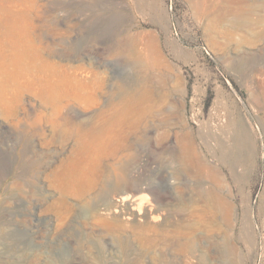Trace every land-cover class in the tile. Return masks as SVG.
Here are the masks:
<instances>
[{
  "label": "rangeland",
  "instance_id": "1",
  "mask_svg": "<svg viewBox=\"0 0 264 264\" xmlns=\"http://www.w3.org/2000/svg\"><path fill=\"white\" fill-rule=\"evenodd\" d=\"M0 237V264H264V0H0Z\"/></svg>",
  "mask_w": 264,
  "mask_h": 264
},
{
  "label": "bare ground",
  "instance_id": "2",
  "mask_svg": "<svg viewBox=\"0 0 264 264\" xmlns=\"http://www.w3.org/2000/svg\"><path fill=\"white\" fill-rule=\"evenodd\" d=\"M108 125L105 126V128H102V130H100V134L97 136L98 138L95 139L98 142V147L100 149V153L102 154H104L107 151V148L111 146L116 149L123 146L124 145L123 143H125V140H126V137L124 134L125 132L128 131V130L126 131L125 128H128L131 131L133 127L135 126V124L127 125V123L124 121L117 122L113 125H109V126ZM109 186L111 188L110 184ZM112 186H114V188L112 189L113 190L112 194L119 196L118 200L115 199L116 200L115 205L119 204L120 207H124L125 209L135 212V213L137 211L136 216L142 213L141 207L138 203L140 202L141 197L137 196V194L145 192L146 190L145 187L139 186L138 181L129 175L117 177L116 181L112 184ZM113 197H111V201ZM113 202H114V199H113ZM217 204L218 206L222 208L223 219L225 221H230V218L233 212L230 203L227 201H223L218 197ZM161 209L162 208L159 205L157 206L154 205V207L151 206L150 208H148V211L149 212L159 211ZM115 211L118 212L117 210ZM4 238L5 237L3 238L0 237V243H3L5 241L3 240ZM216 246L220 249V253L219 251L218 253L214 251V253L220 254V257H222L220 264H236L235 253L237 250L235 249L234 246L233 247L229 246V244L225 242L217 243Z\"/></svg>",
  "mask_w": 264,
  "mask_h": 264
}]
</instances>
